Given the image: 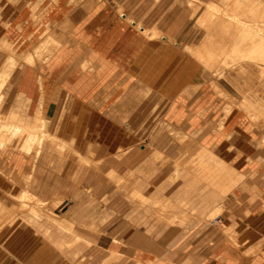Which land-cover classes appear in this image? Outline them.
<instances>
[{"label":"crops","instance_id":"obj_1","mask_svg":"<svg viewBox=\"0 0 264 264\" xmlns=\"http://www.w3.org/2000/svg\"><path fill=\"white\" fill-rule=\"evenodd\" d=\"M17 1L22 2L20 9L9 15L11 20L0 34V71L10 54L7 46H13L22 56L33 50L46 31L60 39L62 45L42 65L22 62L9 78L12 99L20 95L29 103L40 99L42 106L38 114L31 116H25L24 108L19 112L9 108L0 111L3 121L0 170L7 168L14 181L19 178L23 183L30 173L31 191L40 169L50 163L57 169L67 166L63 165L62 156L63 151L69 150L79 160L73 167L78 166L77 173L81 172L82 187L76 191L69 184L64 186L58 177L49 191L45 192L42 182L34 193L38 197L56 193L51 198H57L59 205L70 201L63 215L50 208L44 210L48 220L58 227L57 232L54 229L50 233L55 258L46 260L34 254L28 259L29 250L21 237L15 250L10 251L16 254L20 249L19 256H15L17 260L8 259L3 252L0 264H60L59 254L68 255L66 247L83 238L84 251L79 264H264V65L240 61L220 69L218 76L204 77L203 66L182 47L190 46L188 41H198L197 34L205 31L197 24L199 14L191 15L192 11L179 0ZM15 7L12 0H0V13ZM138 21L141 29L135 27ZM144 27L163 32L164 43L146 36ZM167 36L170 43L164 41ZM218 89L230 98L225 120L226 100ZM159 92L162 95L158 96ZM158 114L187 135L198 132L200 144L215 149L216 154L228 161L235 175H243L238 182L240 186L224 198L225 213L217 216V222L224 224L222 229L219 223L197 224L190 234L181 236L171 246L133 224H144L148 231L156 230L155 220L162 222V230L174 225L156 215V200L180 204L171 217L181 219L182 226L190 210H200L203 219L219 204L218 190L205 191L206 184L199 176H187L179 168L171 169L181 177L173 181L178 183L176 189L172 184L148 186L137 180L139 175L133 180L125 179L117 168L109 163L100 164L93 156L99 147L98 133L92 135L96 121L110 127L112 132L106 134L113 136L111 145L117 155L128 153L124 168H141L138 159L142 156L154 161L162 155L161 151L171 154V145L161 141L173 138L153 127ZM255 115L262 119L254 120ZM16 116L27 124L39 117L47 119L49 131L51 124L56 127L62 121L61 127L69 130L67 139H62L66 145L53 144L50 132L51 138L46 137L38 149L29 150L26 134L6 132L2 127L14 125ZM147 122L149 125L145 126ZM148 135L161 138L154 148L144 146L145 152L141 153L136 147L137 137ZM125 136L131 137L127 143ZM52 148L60 151L55 157L50 156ZM108 169L119 172L121 183L116 180L118 174L112 177ZM8 185V179L0 171V187L6 189ZM131 185L142 193L147 190L144 193L149 198L147 204L132 205L134 202L129 200L132 191H128ZM165 191H173L177 196H161ZM203 207L209 209L202 211ZM73 223L82 235L74 230ZM224 228H229L232 235L226 234ZM252 232L260 234L248 239Z\"/></svg>","mask_w":264,"mask_h":264},{"label":"rangeland","instance_id":"obj_2","mask_svg":"<svg viewBox=\"0 0 264 264\" xmlns=\"http://www.w3.org/2000/svg\"><path fill=\"white\" fill-rule=\"evenodd\" d=\"M12 1L14 3H16L17 7H15V9H13V10L7 9L6 12L0 13V34L2 33L3 29L8 25L9 21L11 20V17H9V15H11V16L15 15L16 11L20 9V6L22 4V2H18L17 0H12ZM15 1H17V2H15ZM191 1L194 4H197V5H195V8L196 9L198 8V9H197L195 14L198 13L199 14L198 17H200L201 14H203L202 12H204L207 8V6L205 5L206 3H203L202 1L199 2L196 0H191ZM205 1H209V0H205ZM260 2H262L261 4L264 5V0H262V1L261 0H257V1H253V0H245V1L244 0H237L236 1V0H233L231 2V6H230V4L229 5L227 4L226 0H216V7H218V9L217 8H215V9L211 8L212 11H210L211 9L209 11L217 13V14L222 13L221 16L226 18V20L231 25V28L233 30V35H235V34L237 35L238 29L240 27L241 28L244 27L246 29L245 35H247V38H254L255 40L256 39L259 40L260 37L261 38L264 37V32H262V30L260 32V30H259V32L255 33L254 28L255 29H257V28L259 29L261 27L264 28V21L262 20V22H261L259 17H257V16L254 17L253 15H250V13H247V12L243 13V10L250 8V7L256 8V7H258V4H260ZM199 3H201V5H199ZM235 4H236V6L237 5L238 6L237 7L235 6V8H233V6ZM243 7H244V9H243ZM213 10H215V11H213ZM239 10L241 12H239ZM225 12H229L230 16L227 14L225 15L224 14ZM198 17H197V19H198ZM227 17H229V18H227ZM236 31H237V33H236ZM213 32H212L213 36L215 35L213 38H216L217 37L216 33H218L219 31L215 28V30H213ZM48 33H49V31H46L43 39L39 42V44L35 45V47L33 48L32 51L25 53L22 56H20L17 53L16 48H14L13 46L12 47L7 46V49H8V47H10L9 48L10 50L8 49L10 51V54H9L5 64H4V67L0 71V78L8 79V80H5V85L3 86L2 90L0 91L3 93V96L1 95V99H0V111H4V110L9 108L10 110L13 109V111L19 112V111H21V109L24 108L25 112H26L25 116H27V115L31 116L30 114H36L37 112H39V110H41L42 104H40V99L37 100V102H35V103H29L28 99L26 100V99H23L21 97L22 95H20V97L16 98L15 100L12 99L11 98V92H10L11 89L9 86V78L11 76L10 74H12V72L16 69V67L19 66L22 62H26V63H29L31 65H40V63L42 62L41 63V65H42L62 45V41L60 39H56L58 42H55L53 44V46L52 45L48 46L46 44V41L48 40V35H49ZM161 34L162 35H160L157 38V40L159 42H161L163 40L164 33L162 32ZM218 34L220 35L221 33H218ZM197 35L200 36V39L198 41H192V42L188 41V44H191V45L196 44V45L200 46L203 42V39L206 37V33L200 32ZM248 36H250V37H248ZM257 37H259V38H257ZM250 40L251 39H249V41L247 42V45L245 46L246 49L244 48L246 51L249 49V45L252 42V41L250 42ZM42 43H43V45H41ZM182 48L185 49L186 47H182ZM54 49H55V51H53ZM187 51L184 50V52H187ZM45 56L47 57V59ZM29 57H32V61L29 60ZM213 57H214V61H219L222 58L221 56H219V54H217L216 56H213ZM42 58H43V60H42ZM233 58H234V55H231L230 56V61L232 60L231 62H233ZM36 60H37V62H36ZM221 63L219 61L217 67H219V65H222L225 67L228 64V63L223 64V62H221ZM14 64H15V66H14ZM11 68H13V69H11ZM6 71H8V72H6ZM8 75H9V77H8ZM219 85L228 90V87L225 84L221 83ZM160 95H162V94L159 92L158 96H160ZM8 97L10 99V102L7 103ZM227 101L228 100H226V102ZM227 104H228V102H227ZM232 104L234 106L235 102H232ZM6 105H8L9 107L5 108ZM64 114H65V112L62 111L61 116L63 117ZM162 116H163V114H158L157 119L154 122L155 124L153 127H158L160 129L159 131L163 130L162 131L163 133L168 132L167 137L173 138V140H171V141H169V140L166 142H164V140L161 141L162 144L171 145V147H169V149H172L171 154H168V153L160 150L162 152V155L160 157H158L157 159H155L154 161H147L146 158H143V156L140 158V160L138 159V161H141L140 162L141 168H138L135 170H133L132 166L130 168H124L123 167V161L127 159L128 153H125L124 155H117V152L115 151L116 150L115 147H113V145H111L112 144L111 138L113 136L106 134V132H112L110 127H108L107 125H104L105 122H103V121H96V124L94 125V129L92 131V135H93V133H98L96 135V143L99 147L97 148V151L93 155L94 158H96L97 162L100 164L109 163L113 167L117 168L118 171H120L123 175H125V177H126L125 179L128 178L129 180H133V179H136V176L139 175L140 177L139 178L137 177V180H143L144 182H146V184L148 186H154L155 184H157V185H159V184L160 185L172 184V188L176 189L178 183L173 182V181L180 180V178H181V177L177 176L176 172L173 173V171L177 168H179L181 170V172H183L187 176H190V175L199 176V174L202 175L203 172L206 173L207 172V169H206L207 164H205L203 166L201 161H200L201 155L203 154L202 151H203L204 145L200 144V141H198V140H200V138L197 137L198 132H195L194 134L187 136V134L185 133L186 134L185 135L183 133L184 131L179 127H176L177 131L175 129H171L172 126L167 128V126L170 123L168 124V122L164 121ZM253 119L257 120L256 118H253ZM261 119L262 118H258L257 121L259 122ZM0 122L2 123L3 121L0 120ZM61 125H62V121H60L56 125V127L55 126L52 127V124L50 125V132H52L53 138H54L53 144L66 145V144H64L62 139H67L66 135L69 134V130H67L66 128H62ZM97 125H99V127H97ZM148 125H149V123L147 122L145 126H148ZM171 125L174 126V124H171ZM159 126H161V128ZM53 128H54V130H53ZM166 130H167V132H166ZM11 131H12V128H7L6 132H11ZM14 131L15 130H13L12 132H14ZM175 132H178V133H175ZM180 132H181V134L182 133L183 134L180 135ZM23 133H26V131L23 130ZM126 137L128 138V136H125L124 138L126 139ZM129 138H131V137H129ZM129 138L126 139L127 140V141H125L126 143L129 141ZM137 138L139 140L136 141V144H137L136 147L139 148L141 153H144L145 150H143V147L145 146V148L147 149V145H148V149L154 148V144L156 142L157 143L159 142V139L161 138V136L148 135V136L137 137ZM114 139H116V137H114ZM194 140L196 141V144L193 143V142H195ZM197 146H199L200 148L202 147V148L198 149L199 147H197ZM69 148L70 147H68V149ZM17 149H19V148H17ZM58 149H59V147H58ZM211 150L216 154L215 149H211ZM197 152H199V153H197ZM58 153H60L59 150L52 148L50 156L55 157L56 155H58ZM144 156H145V154H144ZM218 156L220 158H222L220 155H218ZM62 158L64 159V160H62V163H64L63 165H67V166H63V167H60L57 169L55 167H51L53 164L50 163V164H48L49 165L48 167L40 169L41 173L39 172V174H37L35 181L32 183L33 187L31 189V192L26 193V195H28V194L30 195L31 193H33V194L36 193L35 191L37 190V186L40 187L42 185L40 183H42V182H43V188H44L45 192L49 191V188L51 186H53V182L55 180H57L58 177L64 186L65 185L67 186L69 184L71 186V188H74L76 191H80V189H81L80 187H82V184H81L82 179L80 176L81 172H80V174L77 173V172H79L78 166H76V168L73 167V165H78L79 160L77 158H75V154L69 150H66L65 152L63 151ZM222 159H224V158H222ZM205 166H206V168H205ZM215 167H217V166H215ZM172 168H173V171L171 172ZM193 168H196L197 172H195V170H193ZM203 168H205V171ZM110 169H113V168H110ZM110 169H108V171ZM224 169H225V172L227 174L229 169H226V168H224ZM198 170H200L201 172H199ZM0 171L6 177V179H8V182L10 184V185H8V187L6 189H4L3 187H0V198H1V200H0V222L2 221V219H4L5 221L7 220L6 222L2 221V224H0L1 225L0 226V258L3 256V252H4L8 256L7 257L8 259L11 258V259L16 261L17 258L15 256L16 255L19 256L20 249L18 248V251L16 252V254H13L10 251L15 250V245L17 242H20L21 237H23L25 239L24 240L25 246L29 250L28 259L31 256H33L34 254L40 256V258L44 257L46 260H51L52 258H55L56 257L55 256L56 255L55 254L56 249L50 241V233L53 232L54 229L57 232L58 227L48 220L44 210H47L48 208H50L56 214L63 215V213L68 209V207L70 205V201H65V202L61 203V205H59L60 203H57V198L56 199L51 198V195L57 196L56 193H55L56 195L53 193L52 194L50 193L51 194L50 196H41L39 198L29 196L31 198H27V199L23 200L22 196L25 194L24 188H25L26 183L20 182L21 179H19V178H18L19 181H17V180L14 181V179H12V177H10L9 170L7 168H4L3 170H0ZM198 172H199V174H198ZM103 173H104V177H105L106 173L105 172H103ZM230 173H231L232 177H234V181L232 183H230L232 185H230L229 182L227 183V187H229V188H226V187L224 188L225 183H226L225 179H223L224 177L222 178L223 182H219L220 185L217 183L218 185L216 186L214 184L211 185V183H209L210 185H208V182H210V181L205 180L203 178L204 177L203 175H202L203 177L200 176V179H202V181H204V183L206 184V186L204 187L205 191H208L209 188L210 189L212 188V189L218 190V193H220V195L218 197L219 204L215 207L216 211L218 212L217 215H215L209 219H207V218L201 219L200 216L203 213H201L200 210H198V211L190 210V212H189L190 214L188 216L187 222L185 223V226H182V225H180L182 223H179V224L169 225L166 227L165 230H162V225H161L162 222L157 221V220H155V222H154L155 226H156V230H154V231H148L147 226L144 224H133V225L144 227L148 233L156 235V237H158L162 241L167 242V245H169V246L177 244L180 241L181 236L190 234L189 232L193 228H195L197 226V224H204L205 226H211V225L219 223L218 227H220V229H222L221 227H223L224 224H223V222H217V218H218L217 216L218 215H224V213H225L224 198L228 195L229 192H232L235 187L240 186V183H238V181H240L241 178L238 175H235V171H233V170H231ZM116 180H118L119 183H121L122 177L120 176V174H118V177L116 178ZM110 181H113V179H110ZM124 187H126V184L124 185ZM134 189H135L134 185H131L128 187V191H132V193L129 195L130 202L131 203L134 202L132 205H134L136 203H140L143 200L146 201V199L142 198L141 196L144 195V193L147 190L143 191V193L142 192L137 193ZM174 189H173V191H174ZM172 192H166L165 191L164 193H162L160 195L163 197H165L166 195H169L172 197L177 196V194H175L174 192L172 195ZM130 196H131V198H130ZM132 196H133V198H132ZM2 197L3 198L4 197H10L12 200L8 199V198L3 199ZM131 199H132V201H131ZM136 199H137V201H135ZM163 199H166V198H163ZM34 207L35 208L37 207L36 208L37 209L36 214L33 211ZM50 209H48V210H50ZM142 209L146 210L145 207H142ZM205 209H209V208L207 207ZM205 209L203 207L202 211ZM174 210H176V209H174ZM181 226L185 227V228H187V227H190V228L187 231L183 232L181 230V228H182ZM22 227L25 229V231H23V232H21ZM73 228H74V223H73ZM47 229H49L48 230L49 232L47 231ZM224 229H226V228H224ZM74 230H75V228H74ZM76 232H78V231H76ZM224 232L226 233V231H224ZM63 233L65 235H68V231H66V230H64ZM2 234H3V236H1ZM79 234L82 235V233H79ZM259 234L260 233H258V232H252L248 235V239L256 238V236H258ZM231 235H229V236H231ZM74 237L75 236L71 237L72 240ZM82 243H85L84 238L77 241V242L74 241L72 245L67 246L66 247V250H67L66 254H68V255L65 256L63 254H59L60 264H79V261H80L81 257L83 256L82 254L84 251V247H81ZM87 244H89V242ZM30 264H32V262Z\"/></svg>","mask_w":264,"mask_h":264},{"label":"bare ground","instance_id":"obj_3","mask_svg":"<svg viewBox=\"0 0 264 264\" xmlns=\"http://www.w3.org/2000/svg\"><path fill=\"white\" fill-rule=\"evenodd\" d=\"M96 1V0H95ZM196 1H202L203 3H206L205 5L207 6L206 10L204 12H202L203 14H201L200 17H198L197 19V24L200 28H203L205 33H206V37L203 39V42L200 46L198 45H190V46H187L184 50L187 51L186 54L190 57V58H193L195 59L196 61L199 62V65H202L203 66V69L204 71L206 72L204 77H209V78H213L214 76H218L220 73H219V70L220 69H223V68H228L229 66L231 65H234L235 63H238L240 61H253V62H258V63H261L262 65H264V37H260V39H254V38H247V35H245L246 33V29L244 27H240L238 29V33L237 35H233V30L231 28V25L229 24V22L226 20V18H224L221 14H217V13H214V12H210L212 11L211 8H217L216 7V0H209V1H205V0H196ZM227 1V4L231 6V2L233 0H226ZM237 1V0H236ZM245 1V0H244ZM253 1H257V0H253ZM262 1V0H261ZM179 2L185 7V8H188L189 10H191V15L192 13L195 14L197 9L195 8V5L197 4H194L192 3L191 0H179ZM262 2H260V4H258V7L254 8V7H250V8H247V9H244L243 7V13L244 12H247V13H250V15H253L254 17L257 16L259 17V19L264 21V5L261 4ZM95 4V3H94ZM90 5V4H89ZM199 5H201V3H199ZM198 5V6H199ZM203 5V4H202ZM226 5V4H225ZM233 5V4H232ZM246 5V4H245ZM91 6V5H90ZM236 4L233 6V8H235ZM238 6V5H237ZM236 6V7H237ZM222 8V7H221ZM211 9V10H210ZM225 9V8H224ZM210 10V11H209ZM215 11V10H213ZM219 11V10H218ZM239 12H241L239 10ZM225 15H229V12H225L224 13ZM223 14V15H224ZM131 15V14H130ZM224 15V16H225ZM249 15V16H250ZM126 16V15H125ZM128 16V14H127ZM131 16H129V18L127 17V19L129 20ZM235 17V16H234ZM133 18V17H132ZM229 18V17H227ZM232 18V17H231ZM134 19V18H133ZM132 19V20H133ZM235 19V18H234ZM233 19V20H234ZM256 19V18H255ZM131 20V19H130ZM129 20V21H130ZM242 20V19H241ZM240 20V21H241ZM245 20V19H244ZM248 20V19H247ZM137 23V22H136ZM242 23V22H241ZM136 24H134L135 26ZM142 26L141 22L138 21L137 23V28L141 29L140 27ZM252 27V26H251ZM258 27V26H257ZM215 28L219 31L218 33H221L220 35L218 33L217 34V37L216 38H213V30H215ZM60 30V29H59ZM264 32V28H257L255 29L254 28V32ZM143 33L146 35V36H149L151 39H154V40H157V38L162 35L161 31L159 29H151V28H148V27H144L142 29ZM56 32V31H55ZM214 33V32H213ZM250 33V32H249ZM48 40L46 41V44L49 46V45H52L55 43V42H58L54 36H53V33H48ZM258 34V33H257ZM250 37V36H248ZM257 37V38H259ZM170 37L167 36V39L164 40L165 42L167 41L168 43H170ZM250 40V45H249V49L246 51L245 49V46L247 45V42ZM163 41V40H162ZM161 41V42H162ZM166 42V43H167ZM164 42H162L161 44H163ZM174 43V42H173ZM39 44V43H38ZM59 44V43H58ZM249 44V43H248ZM43 45V43L41 44ZM57 45V44H56ZM46 46V45H45ZM186 46V45H185ZM40 47V46H39ZM38 47V48H39ZM47 47V46H46ZM53 48V47H52ZM57 48V47H56ZM245 48V49H244ZM248 48V47H247ZM48 49V48H47ZM187 49V50H186ZM52 50V49H51ZM55 51V49L53 50ZM53 53V52H52ZM217 54H219V56H221L222 58L219 60L220 63L223 62V64L225 63H228L225 67L222 66V65H219L218 66V63L219 61H214V57L213 56H216ZM231 55H234V58H233V62L230 61V56ZM38 57V56H37ZM46 57V56H45ZM34 58V57H33ZM39 58V57H38ZM35 59V58H34ZM47 59V57H46ZM45 59V60H46ZM29 60L32 61V57H29ZM43 60V58H42ZM12 61V60H11ZM230 61V62H229ZM13 62V61H12ZM35 62V61H34ZM37 62V60H36ZM87 62V60H86ZM91 62V61H89ZM42 63V62H41ZM40 63V65H41ZM88 63V62H87ZM222 64V63H221ZM84 65V64H83ZM92 65V64H91ZM13 66V65H12ZM15 66V64H14ZM87 67H89L88 65H86ZM85 67V66H84ZM15 68V67H14ZM91 68V66H90ZM212 70H211V69ZM13 69V68H11ZM7 70V69H6ZM5 71V70H4ZM8 72V71H6ZM11 73V72H10ZM11 75V74H10ZM3 77V76H2ZM9 77V75H8ZM5 80H8V79H2L0 78V91L2 90L4 84H5ZM215 85V84H214ZM218 93L219 95H221L225 100H228V104L226 102V106L225 108L223 109V111H225V117L223 118L224 120L228 117V113H229V110H230V105H229V95L225 92H223L222 90L218 89ZM1 95L3 96L2 92H0V99H1ZM234 102V100H233ZM254 118H256L258 120V118H260L259 115H255ZM221 119V120H223ZM16 120V123L14 125L10 124V125H2V127H5L6 129L7 128H12V131L15 130L13 133H23V130L26 131V133H23V134H26L27 136V143H28V149L29 150H33V149H38L39 145L42 143V141L46 138V137H50L51 138V133L49 131V120L47 119H43L41 117H39L38 119H36L35 121H33L32 123L30 124H27L25 123L21 118H19L18 116H16L15 118ZM222 122V121H221ZM223 123V122H222ZM169 124V123H168ZM167 124V125H168ZM221 125V124H220ZM223 125V124H222ZM221 125V126H222ZM171 127V129H176L177 126H173L171 124H169L167 126L168 127ZM161 128V126H159ZM221 130V129H220ZM169 131V130H168ZM167 132V130H166ZM168 133V132H167ZM170 133V132H169ZM175 133H178V132H175ZM185 134V132H183ZM182 133V134H183ZM181 132H180V135H182ZM176 135V134H175ZM186 135V134H185ZM184 135V136H185ZM192 135V133H191ZM188 136V135H187ZM182 138V137H181ZM195 141V140H194ZM199 141V140H198ZM2 143V142H1ZM196 144V141L193 142ZM202 148V147H201ZM200 147L198 149H201ZM157 150V149H156ZM198 151V150H197ZM159 152V151H158ZM203 154L201 155V163L202 165L204 166L205 164H207V168L205 166V168L207 169V172H203L202 176L201 174H199V172H201L200 170H198V174H199V177L202 176L205 180H208L210 182H208V185H210L209 183H211V185H218L219 182H223V179H225V186L224 188H229L227 187V183L229 182L232 183L234 181V177H232L231 175V170L234 171V169L232 167H230L228 164V161L220 158L217 154H215L211 148H208L206 146L203 147ZM199 153V152H197ZM159 156V155H158ZM200 158V157H199ZM198 159V158H197ZM199 162V161H198ZM200 166V165H199ZM217 166V167H215ZM220 166V167H219ZM197 168V167H196ZM196 168H193V170H195V172H197ZM201 168V167H200ZM199 168V169H200ZM205 168L204 171H205ZM229 169L228 170V173L226 174L225 172V169ZM189 170V169H188ZM191 170V169H190ZM110 175L112 177H116L117 174L114 170H110ZM195 174V173H194ZM205 174V175H204ZM207 174V175H206ZM239 175V174H238ZM30 176L31 174L29 173L28 174V177L26 179V181L24 183H26L25 185V188H24V195L22 196V199L25 200L27 198H31L29 196H32V197H35V198H39L37 195L31 193L30 195H26V193H30L31 191L29 190V180H30ZM243 176V175H242ZM242 176L239 175V177L242 179ZM201 177V178H202ZM224 177V178H223ZM238 177V178H239ZM207 178V179H206ZM223 178V179H222ZM240 179V180H241ZM236 182V181H235ZM239 182V181H238ZM218 183V184H217ZM237 184V183H236ZM220 185V184H219ZM232 185V184H230ZM234 186V185H233ZM218 188V187H217ZM222 188V187H221ZM220 188V189H221ZM137 193H139L140 191L138 190H135ZM225 191V190H224ZM141 193V192H140ZM134 196V195H133ZM132 196V198H133ZM136 196V195H135ZM142 198L146 199V201H141L140 203L145 205L148 203V200L149 198L146 197L145 195H142L141 196ZM131 198V196H130ZM137 198V197H136ZM139 198V197H138ZM43 200V199H42ZM137 201V199L135 200ZM24 202V201H23ZM22 202V203H23ZM42 202V201H41ZM44 202V201H43ZM19 203V202H18ZM36 203V202H35ZM24 204V203H23ZM26 204V203H25ZM34 204V203H33ZM156 205H157V209L155 211L156 215L157 216H160V217H163L164 219L168 220L169 222H171L172 224H179L182 222L181 219H177L176 217L172 218L171 217V213H173L174 211H176L178 208H180V204L178 203H175V202H171L169 200L167 201H159V200H156ZM23 206V205H22ZM27 206V205H26ZM29 206V205H28ZM37 208V207H36ZM35 207L33 208V211L35 212V214L37 213L36 212V209ZM164 208V209H163ZM176 209V210H174ZM21 210V209H20ZM19 211V210H18ZM22 211V210H21ZM51 214V213H50ZM218 212L216 211V209H213L212 211H210L208 214H206L203 218H211L215 215H217ZM8 219V218H7ZM13 219V218H12ZM213 219V218H212ZM2 221H5L4 219H2ZM2 221L0 222V224H2ZM7 221V220H6ZM5 221V222H6ZM11 222V221H10ZM182 225V224H180ZM1 226V225H0ZM231 229V228H230ZM234 232V231H233ZM238 232V231H237ZM226 233L228 235H231V232L229 230V228H226ZM82 236L79 235L78 236V239H80ZM230 238V237H229ZM234 238V237H233ZM232 240V239H231ZM93 241V240H92ZM235 241V240H234ZM96 243V242H95ZM238 243V242H236ZM239 244V243H238Z\"/></svg>","mask_w":264,"mask_h":264},{"label":"clouds","instance_id":"obj_4","mask_svg":"<svg viewBox=\"0 0 264 264\" xmlns=\"http://www.w3.org/2000/svg\"><path fill=\"white\" fill-rule=\"evenodd\" d=\"M229 150H231V149H229Z\"/></svg>","mask_w":264,"mask_h":264}]
</instances>
